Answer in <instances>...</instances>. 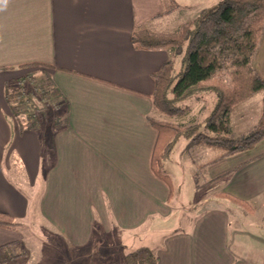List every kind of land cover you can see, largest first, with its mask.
Returning <instances> with one entry per match:
<instances>
[{
	"label": "crops",
	"instance_id": "1",
	"mask_svg": "<svg viewBox=\"0 0 264 264\" xmlns=\"http://www.w3.org/2000/svg\"><path fill=\"white\" fill-rule=\"evenodd\" d=\"M173 2L178 8L160 18L156 16L165 10L166 0L0 3V67L24 63L54 67L49 73L69 107L68 128L55 135L53 154L43 152L36 133L19 135L6 120L10 111L3 98L4 84L31 70L0 71V212L22 224L18 230L0 228V246L22 242L29 250L26 264L36 256L34 246L24 241V222L30 214L54 225L59 241L78 250L88 248L96 232L129 236L128 241L119 237L105 244L108 257L115 256V246L124 244L123 259L133 251L126 245L152 235L156 242L149 248L158 264L258 263L248 260L244 245H231L230 222L238 216L225 208L224 198L206 199L198 208L195 195L186 206L172 204L174 189L170 193L150 168L156 140L146 120L153 113L151 74L168 54L135 50L131 35L137 29L170 33L190 21L175 24L174 30L162 27L183 8L190 10ZM253 65L264 79V32ZM11 155L22 164L26 181L11 174ZM233 169L218 180V191L247 202L249 215L260 209L264 215V140L216 162L206 173L213 180ZM171 174V181L179 176ZM40 182L42 196L36 200L34 189ZM240 210L245 211L238 205L237 214L242 216ZM171 218L172 224L162 225ZM121 262L108 259L102 264Z\"/></svg>",
	"mask_w": 264,
	"mask_h": 264
},
{
	"label": "trees",
	"instance_id": "2",
	"mask_svg": "<svg viewBox=\"0 0 264 264\" xmlns=\"http://www.w3.org/2000/svg\"><path fill=\"white\" fill-rule=\"evenodd\" d=\"M170 2L157 18L178 8L173 0ZM263 32L264 0H218L173 32L133 31L131 44L135 50L168 54L159 70L151 74L153 91L149 98L153 113L146 120L156 132L150 168L170 193L173 185L164 165L181 138L189 147L208 151L209 157L196 166L197 174L202 176L209 166L251 150L264 140V79L253 65ZM53 68L43 63L0 67V71L31 70L5 82L3 98L10 111L6 120L10 127H17L19 135L36 133L43 152L51 155L55 135L65 131L69 124L67 100L49 73ZM257 94L262 97L255 128L243 137H235L231 119L240 112L242 104ZM207 96L214 98L216 104L208 115L199 118L192 113L191 102L207 100ZM9 163L11 174L26 181L15 155L10 156ZM233 171L214 180L228 177ZM197 182L195 178L196 190ZM216 196L249 207L247 202L230 195ZM21 226L0 212V228L18 230ZM28 257L20 242L0 246V264H26ZM119 264H158V257L151 248L139 247L126 254Z\"/></svg>",
	"mask_w": 264,
	"mask_h": 264
},
{
	"label": "rangeland",
	"instance_id": "3",
	"mask_svg": "<svg viewBox=\"0 0 264 264\" xmlns=\"http://www.w3.org/2000/svg\"><path fill=\"white\" fill-rule=\"evenodd\" d=\"M174 1L182 6V8L189 6L190 10L188 11L183 8V10H181L177 16L168 18L167 22H165L166 24L162 26L167 28V30H174V27L176 26L175 24L179 25L186 19L194 20L199 16L203 9L210 8L216 4L218 0ZM166 3V7L171 4L169 0H166ZM171 26H173V29H170ZM207 97V100L191 102V111L193 114H195V116L203 118L214 108V105L216 104L215 99L210 98V96ZM261 97V94H257L254 97L248 99L244 104H242L240 112L231 119V129L235 137H243L249 134L255 128L261 106ZM156 115L162 119L159 114L156 113ZM208 157V151H201L194 149L193 147H189L187 145V141L183 138L178 141L164 165V170L167 172L170 171L168 174H171L172 170L174 175L179 174V176H174L172 178V181L175 184L173 185L174 193L171 201L172 204L180 203V206H186L193 201L195 195L194 205H196L198 208L204 204L206 199L216 198V195L222 193L218 191V188H216L219 185L218 180H210L207 176V173L203 174V176L197 174L196 166L205 161ZM181 170L184 172L182 179ZM15 178L18 181H21L17 177ZM195 178L198 179L197 185L199 186H197V190ZM41 185V182L38 183L34 189L33 198L36 200L41 199ZM225 201V208L228 211L230 210L234 216H238L235 219H232L230 222L231 245H233L235 242H239L240 244L244 245L245 248H247L248 251L246 256H248V260L258 262L257 264H264V215L261 213L262 209L256 210L253 215H249V213L246 211L249 210V206L248 209L243 208L244 210L246 209L245 211H239V213L242 215L240 216L237 214L238 204L236 205V203L228 199H225ZM37 204L38 203L36 202L35 205ZM197 214L198 212L195 213V215ZM174 219L175 218H171L169 219V222L166 221V224H161L167 227L173 223ZM179 222L178 226L181 227L183 223ZM24 225L26 228V231L23 230L24 241H28L30 244H32L36 251V256L33 258L30 264H102L108 259H114L119 262L122 260L121 256L124 253V244L115 246L114 257L107 256L110 248H106L105 244H108L113 238H117L118 241L120 237L122 242L127 240L126 237L129 238V236L122 237L123 235H119L117 233H115V235L112 233L111 235L109 234L107 236H102L100 232H96L92 244L88 246V248L78 250L69 247L63 242H60V239L53 232L54 227L52 226L54 225L44 224L40 220V216L38 214L35 215V219H33V215L30 214L27 221L24 222ZM46 227H51V231L48 232ZM43 228L47 231L43 230ZM140 242L141 243H136L134 245H126V248L134 250V248H136L134 246L142 245L153 247L156 239L151 235L150 237L148 236L147 238H142V241ZM20 243L23 245L22 242ZM101 243L104 244V247L98 248ZM23 247L29 253V250L24 245Z\"/></svg>",
	"mask_w": 264,
	"mask_h": 264
},
{
	"label": "clouds",
	"instance_id": "4",
	"mask_svg": "<svg viewBox=\"0 0 264 264\" xmlns=\"http://www.w3.org/2000/svg\"><path fill=\"white\" fill-rule=\"evenodd\" d=\"M4 2V0H0V3H3Z\"/></svg>",
	"mask_w": 264,
	"mask_h": 264
}]
</instances>
